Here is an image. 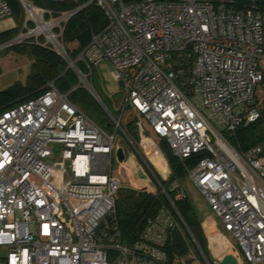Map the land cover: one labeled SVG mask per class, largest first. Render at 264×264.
<instances>
[{"label":"built area","instance_id":"2783aa9c","mask_svg":"<svg viewBox=\"0 0 264 264\" xmlns=\"http://www.w3.org/2000/svg\"><path fill=\"white\" fill-rule=\"evenodd\" d=\"M261 1L89 0L72 10H57L20 0L25 12L20 32L2 44L44 39L81 75L79 59L90 71L92 65L109 62L124 93L122 111L130 106L136 112L150 169L153 152L166 156L143 116L182 162L203 154L187 174L221 218L224 230L216 225L218 230L225 238L229 232L241 247L242 252L230 243L237 264H244V257L264 264V138L242 152L226 137L261 116ZM90 3L104 11L107 24L72 59L62 42L64 26ZM12 14L10 1L0 0V19ZM109 114L112 130L53 83L0 114V247L9 249L7 264H176L164 247L181 223L189 230L175 205L188 196L183 183L174 180L169 194L154 175L155 190L151 174L134 161L133 166L125 149L120 161L117 150L123 146L116 136L123 129L122 115ZM114 159L120 174L132 172L129 186L113 172ZM124 187L162 193L174 210L163 203L125 236L116 208ZM223 257L213 258L212 264H222Z\"/></svg>","mask_w":264,"mask_h":264},{"label":"trees","instance_id":"16d2710c","mask_svg":"<svg viewBox=\"0 0 264 264\" xmlns=\"http://www.w3.org/2000/svg\"><path fill=\"white\" fill-rule=\"evenodd\" d=\"M9 1L12 5L13 12L20 14L23 9L20 0ZM34 1L44 7H46L44 2L48 1L54 6V9L72 10L79 4H84L89 0H64L62 2H53L50 0ZM123 1L125 4H131L141 0ZM259 5L264 10V2L261 1ZM106 24L107 18L104 11L95 3L86 5L70 17L65 23L64 33L62 35V42L66 46L70 57L75 59L81 50L89 44L92 34L102 30ZM19 26L20 24L12 30L0 33V44L12 39L13 34L18 31ZM73 42H78V46H72L71 44ZM12 46L29 54L32 60L31 70L26 83L17 81L8 88L0 91V114L24 101L41 95L53 83L59 91L63 93L68 92L71 102L78 105L103 128L112 130L114 124L108 111L93 96L88 88L80 83L76 70L69 67L68 60L55 47L45 43L44 39H29L13 44L10 47ZM76 65L87 76L109 111L115 115L109 106V98L106 96L107 92L104 87V80L101 73L98 72L97 66L92 65L90 71L86 62L82 59H79ZM126 133L134 142L140 139L135 120L130 122ZM226 136L232 145L242 152L261 142L264 138V101L260 118L250 124L239 126L234 133L227 134ZM159 144L172 168L171 178L163 180L153 166L152 169L160 177L162 183L167 186L169 194H172L170 184L174 180L182 182L188 176L187 168L194 166L203 154L194 155L185 162H182L173 154L172 149L164 138H161ZM162 170H165V167H162ZM163 203L169 205L174 210L166 196L162 193L153 194L138 191L130 187H124L120 190L116 196V208L123 234L129 236L143 224V220L147 215L154 214ZM175 205L191 234L183 223H181V230L177 229L170 234L164 247L169 260L174 262L179 257L189 253L191 248L200 254L199 248H201L212 264L213 258L208 249L203 222L188 196L176 201Z\"/></svg>","mask_w":264,"mask_h":264},{"label":"rangeland","instance_id":"374dc122","mask_svg":"<svg viewBox=\"0 0 264 264\" xmlns=\"http://www.w3.org/2000/svg\"><path fill=\"white\" fill-rule=\"evenodd\" d=\"M44 5L47 8H53L54 7L48 1H45ZM24 18H25V12L22 9V12L20 14H18L17 12L16 13L13 12L12 16L0 19V28H1L0 33L12 30L20 24L18 31L13 34V37L16 36L20 32V28H21V25L24 21ZM9 20L12 21V23H15V25L9 26V22H8ZM29 39H34V38L29 37L23 41H26ZM0 45H2V44H0ZM10 46H1L0 47V91L8 88L9 86H11L12 84H14L17 81H20L22 83H26L28 80V76L30 74V70H31L32 60H31V57L29 56V54H27L26 52L20 51V49H18L15 46H12V47H10ZM69 65H70V63H69ZM99 69H100V67L97 66V70H99ZM98 72L102 73L101 70H99ZM78 76H79V80H80L81 84H83L84 86L85 85L87 86V84H89L92 88H94L86 75L78 74ZM81 77H83V78H81ZM85 80L88 82H86ZM101 87L103 88V86H101ZM106 92H107V94L105 92L104 93L109 98V106H110L112 112L118 117H120L122 115L121 124H122L123 129H121L118 132V135L116 136V141H118L124 147L126 154H127V160L133 166H136L135 163L137 164V166L139 164L143 167L146 174H147V172H148V174H151L150 176L152 177L151 179L153 181L150 183V186L153 189L158 190V185L155 182L156 180L154 178V175L159 177L160 174L158 173V175H159L158 176L153 171L152 166L154 167V165H150L151 169L149 168V165H147V156H146V154H144V151L142 150V147L140 145V139H138L137 142H134L130 137L126 136V132L129 128L130 122L134 121L136 118L135 110L132 107L127 106V107H125L124 111H122V109H123L122 102H123L124 93L118 85L115 88L113 93H109L107 90H106ZM257 93H258V96L260 97V99L261 98L263 99V97H264L263 87L259 86ZM109 112L110 111H108V113ZM143 121L147 127L148 133L154 139H156L158 142H160L161 137L154 131L152 125L149 123V121L144 116H143ZM55 151H56V153H55L54 158L58 159L59 158L58 146L55 148ZM132 152L134 154H132ZM130 155L131 156L133 155L132 160L129 159ZM167 163L169 166L168 174H170V172H171L170 175L167 174V178L170 179L171 175H172V168H171L168 161H167ZM118 165H119L118 160L114 159V161H113V172L117 176H120V177L124 176L126 179V182H124V185L129 186L131 184V180L133 177L132 172L124 169L122 171V174H120L119 171L117 170ZM149 169H150V171H149ZM161 169H162V167H161ZM36 181L40 182L38 179ZM182 183H183V186L187 192V195H188L190 202L194 206L197 214L199 215L200 219L203 222V226L205 228L206 236H207L208 249L210 251V255L212 256V258H221L226 254L232 253V248H231L230 243L236 245L241 250V247L239 246L235 237L232 236L229 232H226L227 238H225L224 235L222 234L221 245H220L219 249H213L212 248L211 242L209 239L210 233L213 231V226L216 227V225L224 230V225L222 223V220L212 210L208 200L206 199L204 194L201 192L199 187L196 185V183L190 177L187 176L182 181ZM144 192H146V191H144ZM218 231L220 232V230H218ZM189 233H190V231H189ZM220 235H221V232H220ZM8 251H9L8 247H6V246L0 247V264H7ZM199 251H200V254H198L196 251H194L193 248H191L189 253L179 257L175 263L176 264H208L205 256L203 255L201 248H199ZM241 252H242V250H241ZM244 264H251V263H249L248 260L244 257Z\"/></svg>","mask_w":264,"mask_h":264},{"label":"bare ground","instance_id":"6f19581e","mask_svg":"<svg viewBox=\"0 0 264 264\" xmlns=\"http://www.w3.org/2000/svg\"><path fill=\"white\" fill-rule=\"evenodd\" d=\"M152 162L160 171L163 176H167L169 172V166L165 157L160 152H153L151 154ZM166 164V165H165ZM161 167H165V170H162ZM221 236L218 229L213 226V231L210 233V242L213 249H219L221 245Z\"/></svg>","mask_w":264,"mask_h":264},{"label":"crops","instance_id":"0c3cea01","mask_svg":"<svg viewBox=\"0 0 264 264\" xmlns=\"http://www.w3.org/2000/svg\"><path fill=\"white\" fill-rule=\"evenodd\" d=\"M8 22H9V26L15 25V23H12V21H10V20ZM99 67H100L99 70H101V72H102L101 75H102V78L104 80L105 89L109 93H113L115 88L118 85V82H117V78H116V75L114 73V70H113L111 64L107 61H104V62L100 63Z\"/></svg>","mask_w":264,"mask_h":264},{"label":"water","instance_id":"95a60500","mask_svg":"<svg viewBox=\"0 0 264 264\" xmlns=\"http://www.w3.org/2000/svg\"><path fill=\"white\" fill-rule=\"evenodd\" d=\"M3 45H0V47ZM69 67H72L71 65H69ZM85 87L88 88V90L93 94V96L102 104V106L109 111V109L107 108L106 104L104 103V101L102 100V98L99 96V94L95 91L94 88H91L90 86H86ZM117 155H118V159L120 161H123L126 157L125 151L123 147H119L117 150ZM203 252V251H202ZM203 255L205 256V254L203 253ZM222 264H237V259L235 258V256L232 253L226 254L223 259H222Z\"/></svg>","mask_w":264,"mask_h":264}]
</instances>
